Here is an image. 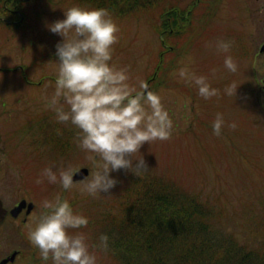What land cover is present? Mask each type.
Here are the masks:
<instances>
[{
  "label": "rangeland",
  "instance_id": "rangeland-1",
  "mask_svg": "<svg viewBox=\"0 0 264 264\" xmlns=\"http://www.w3.org/2000/svg\"><path fill=\"white\" fill-rule=\"evenodd\" d=\"M160 1L155 5L145 6L143 13L133 17L119 16L114 10V12L108 11L119 28L118 42L112 46L111 63L118 68L127 67L130 83L137 88L141 82L145 84L148 79H154L158 74L157 61L162 45L159 38L161 36L153 27V23L159 22V12L157 13L156 9ZM166 1L168 5L176 3L175 5L181 8L190 9V17L194 10L192 15L194 14L195 21L193 26L191 22L185 28L187 34L180 38L175 51L167 54L165 66L161 71L164 72L165 78L149 82L152 87L150 86L148 90L161 96L162 103L173 120L174 128L171 138L166 141H154L149 145L145 142L142 147L147 148L148 154L140 149L141 153L136 156L143 155L148 165L143 171L148 175L153 174L154 171L165 172L175 185L178 184L190 192L199 193L203 199L211 200L215 209L223 211L222 225L248 247H255L264 237V113L257 102V91H254L252 87L254 79L250 77V72L246 71H250L251 65L247 59L250 60L249 55L258 51L259 41L253 42L251 22L244 24L246 41H243V56L238 55L241 59L235 61L234 50L230 49L227 54L218 51L216 42L220 39L214 41L213 36L219 35H209L207 31L210 22L216 26H227L228 30L235 29L234 26L238 27L233 10L236 13L241 11V15L245 18L247 13V16L253 17L255 15L253 11L262 15L264 0H219L215 11L216 16H213L211 21L208 18L207 3L212 0ZM74 5L79 6L75 2H67L61 9L52 5L48 6L51 18H48L47 24L63 19L64 11ZM80 7L92 8L88 5ZM257 7L261 9L257 11ZM46 25L43 30L46 32L43 47L37 44L39 50L35 49V44L33 48L27 44L28 35L22 36L18 33L12 40L0 37V191L4 193H10L11 189L16 186L22 187L21 184L27 182L37 185L36 179L41 174L38 173L39 170L28 175L22 167L38 168L46 165L54 166V170H58L66 166L90 165L87 160L89 153L78 147V130L71 125L57 122L55 112L47 102L55 92L58 67V58L55 55L56 44L62 40V37L52 33ZM256 26L263 32L264 26L261 22L256 21ZM244 45L247 48L246 52ZM225 55H231L237 64L235 73L229 72L224 67ZM20 66L22 69L18 68ZM185 66L196 75L208 77L212 86L215 84L226 86V83L222 82L231 78L232 82L238 85V92L236 91L230 104L229 101L224 102L225 114L228 113L230 116L228 118L230 122L238 120L237 115L240 114V121L249 125L258 124L260 129L256 133L257 139L250 144L233 137L244 153L238 155V150H235L236 153L232 156L214 158V165L208 160V165H204L203 174H196L194 179L196 183L191 181V153L183 157L180 140L183 130L190 124L195 126L196 113L192 108L193 102L199 107L204 102L194 95L198 92L194 84L178 77V70ZM13 67L17 68L12 70ZM22 72H25V75H22ZM205 111L207 112V109ZM215 111L213 110L214 113ZM30 114H35L34 123L31 122L33 126H29ZM199 135L210 137L206 129ZM53 138L59 139L58 141L62 142L61 145L65 148L56 146ZM218 139L222 142L221 145L227 142L225 135L218 136ZM16 143V149L11 151V146ZM198 146L191 145L195 156H197ZM29 151L32 153L27 155ZM12 155L14 157H11ZM200 157L202 158L203 155L201 154ZM29 160L31 164L25 162ZM143 171L140 173L142 174ZM127 174L123 171L113 173L119 180L116 187L110 193L97 194L95 197L82 190L83 178L75 180V186L70 191L63 190L58 183L49 184L46 179L42 182L50 186L51 199L57 195L68 199L75 211L88 218L87 227L79 231L86 235L90 251L97 257V264H116L104 253L103 246L98 240L92 243L99 232L97 220L110 214L109 212L113 213L111 216L116 215V205L121 198V193L131 183L130 178L126 177ZM38 188L40 191L44 190L43 185ZM216 197L224 206L219 201H214ZM247 201L251 203L244 206Z\"/></svg>",
  "mask_w": 264,
  "mask_h": 264
},
{
  "label": "clouds",
  "instance_id": "clouds-1",
  "mask_svg": "<svg viewBox=\"0 0 264 264\" xmlns=\"http://www.w3.org/2000/svg\"><path fill=\"white\" fill-rule=\"evenodd\" d=\"M62 37L56 44L57 76L54 95L48 99L57 122L78 130V147L89 153V174L84 177L82 190L95 197L107 194L119 182L113 173L139 174L148 167L141 153L142 145L166 141L173 132V120L162 103L161 96L130 83L127 67L118 68L112 61L113 45L118 42L119 28L104 8L71 6L64 18L46 25ZM230 41L219 40L216 48L229 53ZM224 67L231 73L237 64L231 55H225ZM178 77L194 84L205 100L221 94L208 77L196 75L186 66L178 70ZM238 85L230 83L223 94L236 95ZM225 120L217 113L212 131L220 136ZM236 128L235 122L228 125ZM80 167L66 166L54 170L45 167L36 183L44 179L70 191L75 186L74 176ZM40 213L34 217L27 233L31 245L38 249L41 264H97L90 251L87 237L79 229L87 227L86 216L74 210L71 202L60 195L44 199ZM107 235L100 236V244L107 247Z\"/></svg>",
  "mask_w": 264,
  "mask_h": 264
},
{
  "label": "trees",
  "instance_id": "trees-1",
  "mask_svg": "<svg viewBox=\"0 0 264 264\" xmlns=\"http://www.w3.org/2000/svg\"><path fill=\"white\" fill-rule=\"evenodd\" d=\"M158 1L0 0V37L12 40L18 33L22 36L28 35L27 44L32 48L35 44V49L39 50L37 44L43 47L46 35L43 30L48 18H51L48 11L50 5L61 9L67 2H75L79 6L104 8L111 12L115 11L119 16L133 17L143 13L145 6L155 5ZM175 4L168 5L166 0H161L157 6L159 22L153 23V27L161 36L159 38L162 46L157 61L158 74L154 79H148V82L165 78L164 72L161 71L165 66L167 54L175 51L180 38L187 34L185 28L191 23L190 9ZM11 8L19 9L21 15L11 12L9 10ZM244 51H247L245 45ZM35 57L37 59V56ZM222 83H226V86L222 84L213 86L221 92L217 97L205 100L198 92L194 93L204 104L199 107L193 102L192 108L196 113L195 126L190 124L183 130L180 140L183 157L191 153L193 183H196L194 180L196 174H203L204 165H208V160L214 165V158L232 156L236 153L235 150H238V155L244 153L233 137L250 144L257 139L256 133L260 131L258 124L249 125L240 121V114L235 121L237 127L233 129L228 126L233 122L228 119L230 118L228 113L225 114L224 102L229 101L230 104L235 96L223 94L222 87L225 88L232 83L231 78L225 79ZM213 110H216L215 113ZM217 113L224 116L225 126L220 136L225 135L227 140L225 145H221L222 142L212 131V122ZM204 129L207 135L210 134L209 138L199 135ZM53 140L56 146L65 148L59 139ZM191 145H199L197 156L191 150ZM141 149L148 154L146 147ZM144 173L145 171L142 174H127L126 177L130 178L131 183L121 193L116 205V215L111 216L113 213L109 212L110 214L97 220L99 232L91 243L94 244L98 240L100 244V236L107 235V247L102 249L116 264H264V237L259 245L248 247L222 225L223 211L215 209L211 200L203 199L201 194L175 185L165 172L154 171L149 175ZM214 201L220 202L217 197ZM248 203L251 202L247 201L244 206ZM220 204L224 206L222 202Z\"/></svg>",
  "mask_w": 264,
  "mask_h": 264
},
{
  "label": "flooded vegetation",
  "instance_id": "flooded-vegetation-1",
  "mask_svg": "<svg viewBox=\"0 0 264 264\" xmlns=\"http://www.w3.org/2000/svg\"><path fill=\"white\" fill-rule=\"evenodd\" d=\"M218 3L219 0H212L207 3V9L209 12L208 18L210 21L213 16H216L215 11ZM260 9L261 8L257 7L256 10L259 11ZM9 10L15 14L21 15L19 9L11 8ZM193 12L194 10L191 12V22L193 23H191L192 26L194 25L195 21V16L194 14L192 15ZM253 12L255 13L253 17L250 15L247 16V13L245 18L241 15V11H237L236 13L235 10H233V13H235V18L238 22V27L234 26L235 29L230 28L228 30L227 26H216L210 22L208 23L209 29L207 34L219 35L213 36L214 41H217V39L230 41L232 43L231 49L234 50L233 56H236L235 61H237L238 59H241L238 57V55L243 56V41H246L244 39L245 32L243 31L245 27L244 24L246 25L247 22H251V34L254 35L253 42L255 40L259 41V46L257 52L251 53L249 55L250 60L247 59V62L251 64L250 71L246 72H250V77L254 79V85L252 87L254 91H257V102L261 109H263L262 113H264V29L263 32H261L256 28V21L257 23L261 22V25L264 26V12H262V15H259L256 13V11ZM16 68L17 67H13L12 70ZM18 68L22 69L21 66ZM21 74L25 75V72H22ZM34 121L35 114H30V124L28 123L29 126H33ZM16 147L17 143L11 146V151L15 150ZM30 153L32 152H27V155ZM11 157H14V155ZM25 162H27V164H31L30 160ZM45 167L48 166L43 165L38 168L28 166L22 168L25 172H27L28 175H30L31 173H35L36 170H39L38 173H41ZM21 185L23 186H16V188L11 189L9 191L10 193H4L3 191H0L1 205L5 209L4 214L0 219V264H41V260L38 255V249L31 245L28 240L27 233L33 224L34 217L38 216L40 213L39 204L41 201L44 199H51V189L46 182L37 184L36 186L28 182ZM40 185L44 186L43 191H40L38 188ZM30 202L33 204V206L32 208L28 209V203ZM21 203H23V205H21ZM47 264H51V261H48Z\"/></svg>",
  "mask_w": 264,
  "mask_h": 264
},
{
  "label": "water",
  "instance_id": "water-1",
  "mask_svg": "<svg viewBox=\"0 0 264 264\" xmlns=\"http://www.w3.org/2000/svg\"><path fill=\"white\" fill-rule=\"evenodd\" d=\"M146 86H147V89H148L149 86L148 85H146ZM88 172L89 171H88L87 167H80V173H78L76 176H74V180H79V179L84 178L85 176L88 175ZM21 205H23V203H21ZM32 206H33V204L31 202L28 203V209L32 208ZM4 211H5V209L1 205V200H0V219L3 216V214H4Z\"/></svg>",
  "mask_w": 264,
  "mask_h": 264
}]
</instances>
